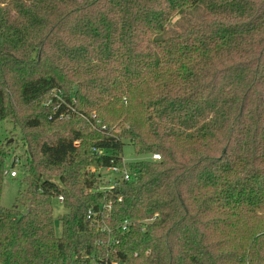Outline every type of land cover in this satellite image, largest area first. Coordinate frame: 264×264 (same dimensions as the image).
I'll return each mask as SVG.
<instances>
[{
  "label": "trees",
  "instance_id": "obj_1",
  "mask_svg": "<svg viewBox=\"0 0 264 264\" xmlns=\"http://www.w3.org/2000/svg\"><path fill=\"white\" fill-rule=\"evenodd\" d=\"M3 121L27 133L0 264H264V0H0Z\"/></svg>",
  "mask_w": 264,
  "mask_h": 264
},
{
  "label": "rangeland",
  "instance_id": "obj_2",
  "mask_svg": "<svg viewBox=\"0 0 264 264\" xmlns=\"http://www.w3.org/2000/svg\"><path fill=\"white\" fill-rule=\"evenodd\" d=\"M202 10L200 8L193 9L190 11H184L174 16L171 22L166 26V31L160 35V37H168L172 35L174 32H178L183 28L187 27L188 21L196 22L200 17ZM91 131L90 128H87V133ZM27 131H23L20 127L15 126L9 122H0V142L3 143L7 148H10L11 155L7 161V167L4 170L8 172H15L17 173V178H12L10 175L5 177V181L7 184H4L1 191V200L0 205L2 208H11L18 197L20 191H22L23 187L20 184V177L22 175L21 171V164H22V154L24 152L23 148V137L26 135ZM66 137H70L68 132H64ZM76 145H79V141ZM149 155L139 156L136 157L134 155V150L132 146L128 143H124L123 150H122V162L123 165H128L131 162H138L142 160L152 159ZM15 162V166L12 167V163ZM91 172L99 175L103 181H112L115 175L112 172L106 170H99L95 171L94 169L90 170ZM46 177V176H45ZM54 179V178H50ZM111 179V180H110ZM22 211L23 209L20 208ZM52 210H53V219H54V232L56 236L61 235V223L59 221V217L66 213V209L63 207L62 204L54 198L52 200Z\"/></svg>",
  "mask_w": 264,
  "mask_h": 264
},
{
  "label": "built area",
  "instance_id": "obj_3",
  "mask_svg": "<svg viewBox=\"0 0 264 264\" xmlns=\"http://www.w3.org/2000/svg\"><path fill=\"white\" fill-rule=\"evenodd\" d=\"M92 119L93 121L95 122L96 125L98 126H101V121L97 118V116L95 114H92ZM104 128V127H102ZM78 142H76L77 144ZM152 160H160V156L155 154V155H152ZM106 171H109V172H112L114 173L115 175H117L116 177L113 178L111 182V184H115L116 183V179L119 178V179H122L123 181H130L134 176H135V173L131 172L130 170L124 168V169H119L118 167H112V168H109L107 169ZM7 175H10V177L14 178L17 176V173L15 172H8V171H5L4 172V176L6 177ZM111 180V179H110ZM60 204H63V197H58L57 199ZM103 206V210H105V212H101L99 211L97 213V217L99 216V218L102 220V216L104 214V217L106 218L107 215H105V213L108 214V212L111 211V203H105L102 205ZM96 217V213H94L92 210H88L87 211V219L91 220L93 217ZM135 224V222L133 220H124L122 223L119 224V226H117V231H118V236H122L124 234H126L130 228ZM118 244V239H112L111 241H109L108 243V247H109V252L112 254L114 253V250L116 248ZM89 261H90V264H126V263H119L118 261L116 260H113V259H107L106 258H99V257H90L89 258Z\"/></svg>",
  "mask_w": 264,
  "mask_h": 264
},
{
  "label": "water",
  "instance_id": "obj_4",
  "mask_svg": "<svg viewBox=\"0 0 264 264\" xmlns=\"http://www.w3.org/2000/svg\"><path fill=\"white\" fill-rule=\"evenodd\" d=\"M44 179V178H43ZM52 181H53V179H51ZM4 184H7V182L6 181H4Z\"/></svg>",
  "mask_w": 264,
  "mask_h": 264
}]
</instances>
